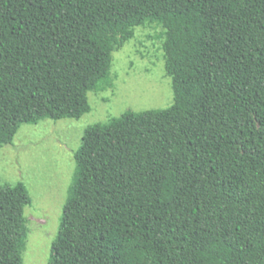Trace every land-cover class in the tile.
Instances as JSON below:
<instances>
[{
  "label": "trees",
  "instance_id": "obj_1",
  "mask_svg": "<svg viewBox=\"0 0 264 264\" xmlns=\"http://www.w3.org/2000/svg\"><path fill=\"white\" fill-rule=\"evenodd\" d=\"M152 23L174 102L85 129L47 264H264V0H0V148L90 112ZM31 203L0 183V264Z\"/></svg>",
  "mask_w": 264,
  "mask_h": 264
},
{
  "label": "rangeland",
  "instance_id": "obj_2",
  "mask_svg": "<svg viewBox=\"0 0 264 264\" xmlns=\"http://www.w3.org/2000/svg\"><path fill=\"white\" fill-rule=\"evenodd\" d=\"M164 28L136 27L135 36L113 52V86L88 93L92 106L80 119H44L20 126L13 142L0 148V183L23 182L32 198L25 207L28 230L23 264H47L59 230L68 189L76 168L75 151L85 129L127 110L166 109L174 102L166 73Z\"/></svg>",
  "mask_w": 264,
  "mask_h": 264
}]
</instances>
